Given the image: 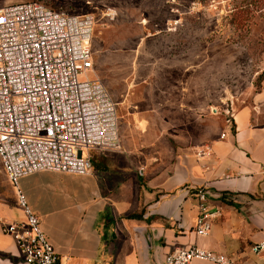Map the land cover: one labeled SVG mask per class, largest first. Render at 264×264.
Masks as SVG:
<instances>
[{
	"label": "crops",
	"instance_id": "obj_1",
	"mask_svg": "<svg viewBox=\"0 0 264 264\" xmlns=\"http://www.w3.org/2000/svg\"><path fill=\"white\" fill-rule=\"evenodd\" d=\"M132 116L119 124L118 148L88 150V172L42 169L18 178L59 264H163L166 253L190 243L263 264L264 249L253 254L249 246L264 241V82L201 141L171 143L136 129ZM142 116L137 121L151 112ZM200 187L206 207L217 210L204 236L193 231ZM0 219L24 220L1 166ZM0 264H26L1 225Z\"/></svg>",
	"mask_w": 264,
	"mask_h": 264
},
{
	"label": "rangeland",
	"instance_id": "obj_2",
	"mask_svg": "<svg viewBox=\"0 0 264 264\" xmlns=\"http://www.w3.org/2000/svg\"><path fill=\"white\" fill-rule=\"evenodd\" d=\"M44 1L93 14V69L115 101L118 135L133 115L139 131L201 141L264 82V0Z\"/></svg>",
	"mask_w": 264,
	"mask_h": 264
},
{
	"label": "built area",
	"instance_id": "obj_3",
	"mask_svg": "<svg viewBox=\"0 0 264 264\" xmlns=\"http://www.w3.org/2000/svg\"><path fill=\"white\" fill-rule=\"evenodd\" d=\"M93 23L91 12H67L44 0L0 5V166L24 213L23 221L0 219V225L26 264L59 260L18 188V178L42 169L85 173L91 167L89 149L119 146L115 101L100 79L87 75L93 71ZM206 193L201 187L195 192L193 231L199 236L209 232L217 212L206 207ZM263 249L264 241L249 246L253 254ZM191 259L241 264L195 243L175 247L163 264Z\"/></svg>",
	"mask_w": 264,
	"mask_h": 264
}]
</instances>
